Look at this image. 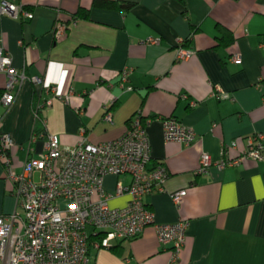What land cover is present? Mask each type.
Here are the masks:
<instances>
[{
  "label": "crops",
  "instance_id": "obj_1",
  "mask_svg": "<svg viewBox=\"0 0 264 264\" xmlns=\"http://www.w3.org/2000/svg\"><path fill=\"white\" fill-rule=\"evenodd\" d=\"M22 4L31 20L0 16V34L15 69L43 79V87L25 80L15 101L0 105V133L14 142L12 166L20 171L27 158L42 155L46 135L62 148L81 141L97 145L121 137L139 113L150 144L148 167L162 164L167 178L145 203L158 223L188 221L184 244L174 263L170 246H162L151 226L136 239L95 249L101 233L88 230L89 264H264V162L243 159L240 165L196 174L200 155L212 161L224 147L233 154L246 139L264 138V0H10ZM103 1L133 3L130 9ZM82 10L85 16L75 14ZM56 22L67 24L58 38ZM216 26L230 32V44L216 48ZM157 43H144L147 39ZM179 40L195 51L176 63ZM240 56V63L229 58ZM130 70L119 87L120 72ZM5 76L0 74V95ZM52 86L67 100L52 98ZM225 94L226 98L216 95ZM38 99L51 104L33 109ZM111 112V123L103 120ZM163 118H174L196 135L184 147L165 143ZM35 136V140L32 137ZM127 176H106L103 188L113 194ZM11 183L0 164V216L17 208ZM183 191L181 203L171 200ZM127 196H113L112 207Z\"/></svg>",
  "mask_w": 264,
  "mask_h": 264
},
{
  "label": "built area",
  "instance_id": "obj_2",
  "mask_svg": "<svg viewBox=\"0 0 264 264\" xmlns=\"http://www.w3.org/2000/svg\"><path fill=\"white\" fill-rule=\"evenodd\" d=\"M0 16L19 20H31L32 14L22 5L10 0H0ZM67 24L56 22L53 34L60 37ZM149 38L144 43H157ZM174 61L190 59L195 51L184 47L179 40L174 50ZM229 60L240 63V56L233 54ZM0 74L5 84L0 95V105L8 109L15 101L18 88L27 80L33 86L43 87L44 81L37 76L26 77L24 72L12 65L10 54L5 50L0 34ZM130 70L124 68L119 75V87L132 91L128 85ZM52 98L67 100L56 93L54 87L46 86ZM226 98L225 94L216 95ZM51 104L50 99H38L33 115L40 120L39 111ZM111 112L106 111L103 120L111 123ZM162 135L165 143L184 147L196 141V135L174 118H163ZM35 140V136L32 137ZM14 142L7 134L0 133V164L11 183L12 195L17 204L15 212L0 216V264H89L88 230L101 233L95 249L109 248L114 242L138 238L148 226L156 234L162 246H170L174 263L184 244L188 221L158 223L147 208L145 199L154 190H162L167 173L162 164L148 167L150 144L144 123L139 113L128 121L124 134L111 141L97 145L86 141L74 147L62 148L57 136L46 135L42 155L27 158L21 170L12 166L10 151ZM233 142L221 151L218 160L212 161L207 153L199 158L196 174L201 175L214 166L218 170L238 166L243 159L264 162V138L252 136L246 139V148L233 154ZM127 176L129 182H117L113 194L103 188L106 176ZM183 191L171 195L174 205L181 203ZM113 196H127L124 206L112 207ZM58 201L65 202L59 208Z\"/></svg>",
  "mask_w": 264,
  "mask_h": 264
},
{
  "label": "trees",
  "instance_id": "obj_3",
  "mask_svg": "<svg viewBox=\"0 0 264 264\" xmlns=\"http://www.w3.org/2000/svg\"><path fill=\"white\" fill-rule=\"evenodd\" d=\"M180 3L184 4V0H178ZM114 6H119L122 9H130L133 6V3H116V2H112V1H103V5L105 6H110L113 5ZM83 17L85 16V13L82 10H79L76 14L75 17L79 18V17ZM218 33L220 34L219 36H216V40H217V45L216 48L219 46H226L228 44H230L231 41V37H230V32L226 29L223 28L222 26H216ZM189 40L184 41V45L188 42Z\"/></svg>",
  "mask_w": 264,
  "mask_h": 264
},
{
  "label": "rangeland",
  "instance_id": "obj_4",
  "mask_svg": "<svg viewBox=\"0 0 264 264\" xmlns=\"http://www.w3.org/2000/svg\"><path fill=\"white\" fill-rule=\"evenodd\" d=\"M57 205L59 206V208H63L65 206V202L58 201Z\"/></svg>",
  "mask_w": 264,
  "mask_h": 264
}]
</instances>
